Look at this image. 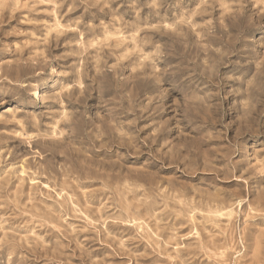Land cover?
Returning a JSON list of instances; mask_svg holds the SVG:
<instances>
[{
  "label": "clouds",
  "instance_id": "obj_1",
  "mask_svg": "<svg viewBox=\"0 0 264 264\" xmlns=\"http://www.w3.org/2000/svg\"><path fill=\"white\" fill-rule=\"evenodd\" d=\"M153 3L166 20L171 10V30L201 40L161 53L163 62L148 71L133 67L100 87L84 64L65 63L80 55L77 42L70 37L60 50L59 39L91 27L84 16L100 0H0V117H27L31 109L63 118L75 108L87 152L113 163L143 157L131 163L170 170L178 181L221 196L232 210L227 264H264V0ZM42 4L50 6L51 23L29 18ZM218 8L226 12L215 17ZM20 9L27 10L23 18L15 15ZM75 12L80 16L72 18ZM205 40L216 45L209 49L215 55L201 54ZM75 252L67 264H98L86 250ZM33 260L22 245L0 244V264Z\"/></svg>",
  "mask_w": 264,
  "mask_h": 264
},
{
  "label": "rangeland",
  "instance_id": "obj_2",
  "mask_svg": "<svg viewBox=\"0 0 264 264\" xmlns=\"http://www.w3.org/2000/svg\"><path fill=\"white\" fill-rule=\"evenodd\" d=\"M49 8L42 4L29 18L51 23ZM159 12L153 0H100L84 16L91 27L60 36V50L71 37L80 54L65 63L84 64L104 87L114 75L140 65L148 71L163 62L161 53L201 40L171 30V10L167 20ZM222 12L226 8L214 16ZM214 47L206 40L199 44L202 55H215L209 50ZM27 111V117H0V244L22 245L37 257L29 264H67L73 250L77 257L86 250L98 264H227L232 210L224 198L178 181L170 170L131 163L143 157L101 161L83 147L71 106L63 118Z\"/></svg>",
  "mask_w": 264,
  "mask_h": 264
},
{
  "label": "bare ground",
  "instance_id": "obj_3",
  "mask_svg": "<svg viewBox=\"0 0 264 264\" xmlns=\"http://www.w3.org/2000/svg\"><path fill=\"white\" fill-rule=\"evenodd\" d=\"M64 131H65V130H64ZM82 158H83V157H82ZM78 161L80 162V160H78ZM85 163H86V162H85ZM85 163H84V164H85ZM81 164H82V163H81ZM97 168H98V167H97Z\"/></svg>",
  "mask_w": 264,
  "mask_h": 264
}]
</instances>
